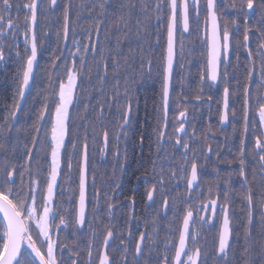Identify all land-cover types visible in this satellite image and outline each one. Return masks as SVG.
I'll return each instance as SVG.
<instances>
[{"label":"snow or ice","instance_id":"1","mask_svg":"<svg viewBox=\"0 0 264 264\" xmlns=\"http://www.w3.org/2000/svg\"><path fill=\"white\" fill-rule=\"evenodd\" d=\"M4 62L0 264H264V0H0Z\"/></svg>","mask_w":264,"mask_h":264},{"label":"trees","instance_id":"2","mask_svg":"<svg viewBox=\"0 0 264 264\" xmlns=\"http://www.w3.org/2000/svg\"><path fill=\"white\" fill-rule=\"evenodd\" d=\"M192 39V38H189ZM196 52L193 54V57H190L189 59H192V64L189 66L187 64V62L185 61V69H184V73L187 74H191L190 75V79H195L198 80V72H199V67L200 64L203 63L202 58H200V47L199 45H196ZM48 55H50L49 53H46L45 56L47 57ZM243 58V56L241 57V59ZM48 64V60L47 59H42L40 62V69L39 71H43L45 69V67ZM16 70V66L14 65L13 67V73ZM178 79V77H176ZM41 79V77H38V80ZM13 84H14V78L13 75L12 77L9 76L8 72H7V68L3 67L2 70H0V104L5 103V102H10L11 101V96H12V92H13ZM159 82L156 81L154 83V85L152 84V82H150L149 86L146 88V90H143L140 93L141 99H140V111H139V116L142 122H144L146 119L151 122V116L153 113V104L154 103H159V97L157 95V93L159 92ZM193 89H195V85H193ZM35 92V90H34ZM177 92H179V88L177 87ZM207 95V93H206ZM204 112H207L206 107L203 109ZM212 111H213V116H212V121H214L217 117L215 116V105L212 106ZM204 124H207L208 122V115L204 116V120H203ZM213 123V122H212ZM214 125V123H213ZM150 131V129H149ZM228 132V129L226 130ZM137 138H134V140ZM214 144V141H213ZM139 151V149H137V152ZM145 152H147V148L144 149ZM136 153V152H135ZM137 155H131V158L136 157ZM132 158V159H133ZM131 169H135L136 167H138V165L136 163H131L130 164ZM143 170V169H142ZM129 188V187H128ZM128 193V191H126ZM63 236V234H61ZM209 237V240H211V233L207 234ZM70 242V241H69Z\"/></svg>","mask_w":264,"mask_h":264},{"label":"flooded vegetation","instance_id":"3","mask_svg":"<svg viewBox=\"0 0 264 264\" xmlns=\"http://www.w3.org/2000/svg\"><path fill=\"white\" fill-rule=\"evenodd\" d=\"M19 43H20L19 50L22 52L23 51V41H22V38H20ZM3 67H6L7 68V72L9 74V76L12 77L14 64H12L11 62H4V63L0 64V70H2ZM204 116H207V112H204ZM217 121H218V117L214 121H212V122L218 128L219 125H218ZM227 129H228V133H231V128H227ZM217 136H218L219 143L222 145L223 144V141H224L223 136H221L219 133H217ZM215 144H216V141H214V145ZM223 151L225 152V155H227L226 149H223ZM135 152L132 151L131 147L129 148L130 164L132 163L131 161H132V158H133V157L131 158V155H137L138 156V154H139V151L137 152V150H136ZM227 158L228 159H231V156H228ZM213 159H215V157H213ZM222 159H223V157H222ZM94 163H95L97 172L99 174H105L106 173L107 175L105 176V178L107 179L108 176H110L111 173H112L113 165L116 164V160L114 159V157L112 155V152L110 151L104 157H101V155L99 153L95 154L94 155ZM130 168H131V166H130ZM131 170H133V169H131ZM141 171H143V170L141 169ZM221 171H222V173H225V172L228 171V169L225 168L223 165H221ZM137 174H139V173H137ZM206 179H211V177H208ZM132 183H133V185H136L138 188L140 187V185L137 184V182L135 181L134 178H133V182ZM128 187H131V185H127L126 184L125 185V188L127 189ZM130 194H131L130 192H128V193L125 192V195H130ZM139 207L142 208V205H140ZM137 214L138 215H143L142 212H138ZM169 216H171V213H169ZM161 235L163 236L164 233L161 232Z\"/></svg>","mask_w":264,"mask_h":264}]
</instances>
